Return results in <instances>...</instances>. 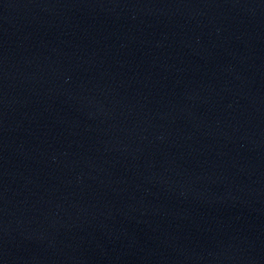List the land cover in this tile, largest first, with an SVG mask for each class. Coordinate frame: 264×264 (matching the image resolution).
Returning <instances> with one entry per match:
<instances>
[{
	"label": "water",
	"instance_id": "obj_1",
	"mask_svg": "<svg viewBox=\"0 0 264 264\" xmlns=\"http://www.w3.org/2000/svg\"><path fill=\"white\" fill-rule=\"evenodd\" d=\"M186 48L264 115V0H115Z\"/></svg>",
	"mask_w": 264,
	"mask_h": 264
}]
</instances>
